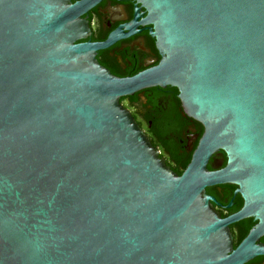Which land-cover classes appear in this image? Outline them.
Wrapping results in <instances>:
<instances>
[{"label": "water", "instance_id": "obj_1", "mask_svg": "<svg viewBox=\"0 0 264 264\" xmlns=\"http://www.w3.org/2000/svg\"><path fill=\"white\" fill-rule=\"evenodd\" d=\"M102 0H0V264H247L264 256V0H138L163 59L136 76L80 43ZM176 88L204 134L174 172L121 99ZM227 166L210 172L218 153ZM243 208L223 219L214 185ZM258 222L234 248L232 224Z\"/></svg>", "mask_w": 264, "mask_h": 264}, {"label": "flooded vegetation", "instance_id": "obj_2", "mask_svg": "<svg viewBox=\"0 0 264 264\" xmlns=\"http://www.w3.org/2000/svg\"><path fill=\"white\" fill-rule=\"evenodd\" d=\"M81 0H72L76 3ZM148 11L138 0H102L81 18L87 22L90 32L77 43L100 44L108 41L118 30L119 37L109 47L98 50V63L120 78L136 76L160 64L163 59L154 36V26L147 18ZM136 122L146 133L160 157L177 174L182 175L202 138L204 126L190 117L179 98L176 88H152L134 96L121 99ZM210 172L227 166V156L220 151L209 162ZM181 173V174H180ZM233 184L214 185L206 189L215 211L226 219L238 213L244 206L241 193ZM258 222L249 218L232 224L230 230L234 248L257 227ZM264 246V236L257 242ZM247 264H264V256H258Z\"/></svg>", "mask_w": 264, "mask_h": 264}, {"label": "trees", "instance_id": "obj_3", "mask_svg": "<svg viewBox=\"0 0 264 264\" xmlns=\"http://www.w3.org/2000/svg\"><path fill=\"white\" fill-rule=\"evenodd\" d=\"M181 174V173H180Z\"/></svg>", "mask_w": 264, "mask_h": 264}]
</instances>
